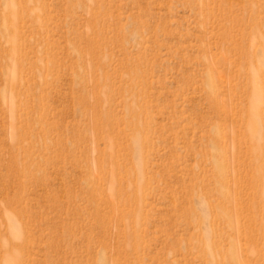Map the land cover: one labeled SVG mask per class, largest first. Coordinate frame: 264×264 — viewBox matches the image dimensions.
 <instances>
[{
  "label": "rangeland",
  "instance_id": "374dc122",
  "mask_svg": "<svg viewBox=\"0 0 264 264\" xmlns=\"http://www.w3.org/2000/svg\"><path fill=\"white\" fill-rule=\"evenodd\" d=\"M0 264H264V0H0Z\"/></svg>",
  "mask_w": 264,
  "mask_h": 264
}]
</instances>
